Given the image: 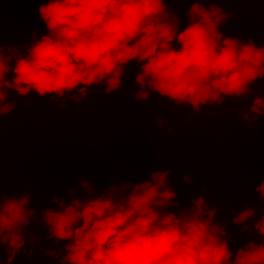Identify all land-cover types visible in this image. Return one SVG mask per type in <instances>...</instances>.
<instances>
[{
	"label": "clouds",
	"instance_id": "clouds-1",
	"mask_svg": "<svg viewBox=\"0 0 264 264\" xmlns=\"http://www.w3.org/2000/svg\"><path fill=\"white\" fill-rule=\"evenodd\" d=\"M229 2L40 0L37 13L45 32L32 31L28 43L5 46L0 22V119L15 108L9 92L20 98L31 93L52 97L61 106L65 97L79 104L93 87H102L105 95L119 91L129 66L135 65L136 102L143 104L156 94L198 115L202 108L251 96L250 106L238 115L256 123L264 116V95L253 88L264 80V46L220 31L231 17L221 4ZM176 3L190 5L183 30L169 8ZM155 123L163 127L165 120L157 117ZM2 136L0 123V176ZM171 171L158 166L148 180L135 184L112 177L100 193L81 177L82 198H75L76 188L64 198L53 195L56 208L38 212L39 224L46 239L63 247H49L46 256L58 264H264V214L256 219L254 207L242 204L231 216L241 233H255L260 240H249L233 253L228 219L217 220L219 205H211L196 189V198L189 197V206L181 207L168 179ZM181 180L192 184L189 175ZM253 191L264 201V179ZM30 205V189L9 197L0 181V264H13L26 243V255L32 256L39 237L25 238L37 214Z\"/></svg>",
	"mask_w": 264,
	"mask_h": 264
},
{
	"label": "trees",
	"instance_id": "trees-1",
	"mask_svg": "<svg viewBox=\"0 0 264 264\" xmlns=\"http://www.w3.org/2000/svg\"><path fill=\"white\" fill-rule=\"evenodd\" d=\"M39 2L0 0L5 46L28 43L32 31L44 34L37 13ZM189 7L188 3L169 4L180 18V30L186 26ZM221 7L231 13L220 28L225 36L252 39L264 46V0H230ZM129 68L119 91L105 95L102 87H93L79 104L65 97L61 106L52 97L31 93L20 98L9 92L8 100L15 108L0 119L4 160L0 181L9 197L31 190L30 206L37 214L25 229V238L39 237L32 256L26 255V243L13 264H58L45 252L63 246L46 239L38 213L56 208L51 203L53 195L64 198L68 190L76 188L75 198H82L81 177L90 181L97 193L113 182L112 177L117 183L143 182L158 166L172 170L168 179L175 185L181 207L189 206V197L196 198V189L211 205H219L217 220L228 219L226 230L233 253L249 240L260 243L255 233H241L240 227L231 223V216L242 204L254 207L256 219L264 214V201L253 191L264 179V116L255 123L238 115L241 109L247 110L252 97L225 100L220 106L202 108L198 115L188 107H174L156 94L142 104L132 99L135 65ZM257 87L264 95V80L253 86ZM157 117L165 120L163 127H157ZM184 175L190 176V186L182 182Z\"/></svg>",
	"mask_w": 264,
	"mask_h": 264
}]
</instances>
